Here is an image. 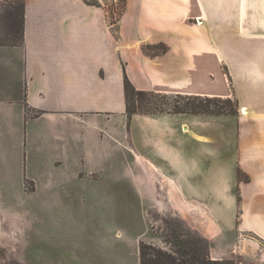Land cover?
Returning a JSON list of instances; mask_svg holds the SVG:
<instances>
[{
	"label": "crops",
	"instance_id": "0c3cea01",
	"mask_svg": "<svg viewBox=\"0 0 264 264\" xmlns=\"http://www.w3.org/2000/svg\"><path fill=\"white\" fill-rule=\"evenodd\" d=\"M22 4L21 42L0 45V128L5 133L23 129L38 162L46 158L75 179L104 178L125 186L135 199L146 196L133 169L157 168L163 186L166 164L181 167L176 142L184 137L195 147L191 162L202 163L197 158L202 155L193 156L197 150L211 156L210 175L218 179L203 196H193L176 171L173 179L166 176L177 185L170 189L172 199L221 197L229 201L230 214L237 210L230 226L264 242V0H125L115 21L101 3L87 0ZM118 23L128 41L161 43L166 50L131 57L119 53ZM123 70L137 89L232 95L235 112L133 114L128 121ZM133 122L140 124L137 133ZM70 162L74 167L67 166ZM111 162L115 170H109ZM241 244L239 252L247 254V245L256 246L246 238ZM121 246L115 242L116 258L99 264H118L121 257L126 262ZM75 257L67 254L70 264Z\"/></svg>",
	"mask_w": 264,
	"mask_h": 264
},
{
	"label": "rangeland",
	"instance_id": "374dc122",
	"mask_svg": "<svg viewBox=\"0 0 264 264\" xmlns=\"http://www.w3.org/2000/svg\"><path fill=\"white\" fill-rule=\"evenodd\" d=\"M22 1L0 0V45H11L20 40ZM87 2L101 3L105 15L111 17L112 21L119 19L125 10V0ZM117 28L119 53H127L130 57L139 51L153 54L163 46L157 43L149 44V48H146L144 43L128 41L125 36H121L120 23ZM149 98L164 110H170L177 100L184 102L176 94H156ZM206 98L194 99L193 102L207 104V110L213 112L200 114L235 112L236 101L232 95L227 98ZM128 101L131 108L138 106L137 97L131 91ZM158 113L172 112H136L130 118L133 114ZM149 127L152 129L151 125ZM161 127L159 125L157 129ZM126 128L129 129V122ZM136 128H140V124L133 122L135 133ZM181 140L180 145L176 142L183 157L181 167L176 169L168 162L164 168L166 176L173 179L175 172L179 171L180 177H184L189 185H184L188 187L186 194L203 196L207 188H211L218 179L214 180L213 175H210L209 165L215 162L211 156L197 150L193 156L202 155L197 157L202 163L194 164L189 158L194 145L184 137ZM125 146H131V143L125 141ZM112 162L108 165L111 168L109 170L117 167ZM67 166L74 167L71 162ZM52 167L46 158L41 162L33 158L28 147V136H24L23 129L14 134L5 133L0 128V230L7 231L4 235L0 233V264H49L47 260L70 264L68 253L76 256L71 258L75 264H99L100 261L109 263L116 258L115 242L118 246L123 244L118 250L123 252L126 260L122 261L121 257L118 264H140L141 243L175 250L179 240L201 242L203 252L207 251L211 258V250L217 260L224 263L228 261L226 264H264V242L248 235L241 236L230 226L232 221H236L237 210L235 208L230 214L229 201L221 197L206 195L200 198L172 199L170 189L177 187L175 182L169 183L168 178L162 176L161 181L166 183L162 186L157 176L158 169L153 168V172L148 173L141 165L133 170L143 182V195L146 196L143 199H135L127 187L122 188L104 178H97L96 181H92L94 179L91 177L75 179L69 175L68 169ZM54 173V179L48 178ZM214 176L217 175L214 173ZM177 193L180 195L179 191ZM21 226L23 230L18 228ZM243 238L256 243L255 247L247 245L249 254L239 252ZM124 246L128 248L124 249Z\"/></svg>",
	"mask_w": 264,
	"mask_h": 264
},
{
	"label": "trees",
	"instance_id": "16d2710c",
	"mask_svg": "<svg viewBox=\"0 0 264 264\" xmlns=\"http://www.w3.org/2000/svg\"><path fill=\"white\" fill-rule=\"evenodd\" d=\"M23 4L21 5L20 12V40L14 44H19L21 42V32L23 27ZM146 48H149V44H145ZM166 50V46L163 45L162 48L157 51V54ZM151 54V55H153ZM123 86L125 93V111L127 119L130 118L132 113H154V112H172V113H203V112H213L207 110V104L195 103L194 99L205 98L209 96L203 95H193V94H176V97L180 98L184 102L181 103L177 100L170 110L162 109L160 104L149 98V96H155L156 94L166 93L153 91V90H143L137 89L131 83L127 77L125 71L123 70ZM133 92L138 100V106L135 108L130 107V101H128L129 92ZM227 98V97H225ZM152 104V105H151ZM146 105L150 107H146ZM175 250H168L164 247L154 246L149 243H141L139 246V258L140 264H226L221 260L212 259L209 257L207 251L203 252L201 242L189 240H179Z\"/></svg>",
	"mask_w": 264,
	"mask_h": 264
},
{
	"label": "bare ground",
	"instance_id": "6f19581e",
	"mask_svg": "<svg viewBox=\"0 0 264 264\" xmlns=\"http://www.w3.org/2000/svg\"><path fill=\"white\" fill-rule=\"evenodd\" d=\"M243 111V110H242ZM245 252V251H244Z\"/></svg>",
	"mask_w": 264,
	"mask_h": 264
}]
</instances>
